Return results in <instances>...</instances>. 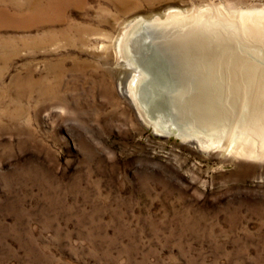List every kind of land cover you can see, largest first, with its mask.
<instances>
[{
  "label": "rangeland",
  "instance_id": "1",
  "mask_svg": "<svg viewBox=\"0 0 264 264\" xmlns=\"http://www.w3.org/2000/svg\"><path fill=\"white\" fill-rule=\"evenodd\" d=\"M29 1L0 0V264H264V159L229 147L264 123V40L238 28L264 0ZM169 11L197 37L135 54L138 111L116 40Z\"/></svg>",
  "mask_w": 264,
  "mask_h": 264
},
{
  "label": "bare ground",
  "instance_id": "2",
  "mask_svg": "<svg viewBox=\"0 0 264 264\" xmlns=\"http://www.w3.org/2000/svg\"><path fill=\"white\" fill-rule=\"evenodd\" d=\"M68 1H74V0H30L29 1L30 3L28 2V5H29V8L31 7L34 10L41 12L42 14L48 15L51 12H53L56 8H57L56 9L57 11L62 10ZM110 1L116 6L115 8L118 10H120V8L123 6L119 2H117L118 0L117 1L116 0H110ZM217 10H219V9H217ZM0 13L3 14V11H1ZM216 13L220 14V11H216ZM186 16L187 15L183 12L169 11L165 14L163 13L162 16L160 15L159 17H157V16L155 17V15H154L148 19H140L138 17H133L132 19H130L126 23H124L122 32L120 33L119 37L116 40V50H117V53L119 54V57L122 60V64L120 65V69L122 70V73L130 75V81H129L128 85L126 84L127 85L126 90L120 86V95L123 98L128 99L135 106V108L138 111H140L141 106H140V103H139V100L137 97L138 96L137 93L140 90L139 89L140 84L145 82V79H148V76L146 75V72H144L142 70V67H140L137 63H135L132 60V58L135 56L136 53H138V54L141 52H142V54L147 53L149 48L151 46H154V45H156V46L165 45L168 49H172L171 48L172 46L178 45L179 43H182V44L184 43V45H186V44H188L189 40L191 42V40H193L194 38L197 37L196 34L192 33L187 28H182V27H184V25H180V23H183V21L187 19ZM212 17H213V19H217V18H215L217 16H212ZM189 19H192V21L194 23L196 22L199 24H201V23L205 24L206 16H205V13L197 11ZM239 19H240V21L238 23L239 30L243 31L244 33H246L248 35H257L258 37H260L261 39L264 40V13L244 12V13L240 14ZM225 21H227V20H225ZM174 24H177L178 26L180 25L181 28L177 26V28L175 29L174 27H172V25H174ZM169 26H171L172 28L168 29ZM166 27L168 29L167 31H165ZM172 30H174V31H172ZM178 46H180V44ZM193 69H194V71H196V73H198L197 72V71H199L198 67H195V68L193 67ZM121 83H120V85H124L123 82H121ZM229 84H230V82H229ZM259 88H261V87H259ZM183 91H185V90H183ZM178 92L181 95L182 91L178 90ZM209 101H210V99H209ZM198 102H200V101H198ZM207 104H209V103H206V105ZM243 106H244V104H243ZM241 110H242V108H241ZM250 114L251 113L248 114V112H247V115H250ZM216 121H217L216 119L211 118L210 123H212V124L217 123ZM246 125L247 126L243 129L240 138H238L237 141H234V143L231 142L229 147H231L232 152L239 157H245L248 159H251V158L264 159V123L261 122L257 126H255V125L251 126L248 124H246ZM154 127H155V129L158 130L157 124H154ZM159 129H163V127L162 128L159 127ZM166 130L167 131H165V133L167 135L170 134V131L168 129H166ZM250 132L251 133L255 132L256 137H253V138H255L254 141H249Z\"/></svg>",
  "mask_w": 264,
  "mask_h": 264
}]
</instances>
